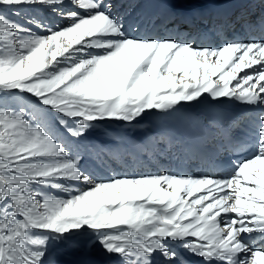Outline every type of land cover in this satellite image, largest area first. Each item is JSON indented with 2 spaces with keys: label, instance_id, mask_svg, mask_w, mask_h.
Returning <instances> with one entry per match:
<instances>
[{
  "label": "snow or ice",
  "instance_id": "6c2138e0",
  "mask_svg": "<svg viewBox=\"0 0 264 264\" xmlns=\"http://www.w3.org/2000/svg\"><path fill=\"white\" fill-rule=\"evenodd\" d=\"M191 2L0 0V264H264V10L219 20L213 46ZM225 99L255 117L219 178L105 179L73 150L100 122Z\"/></svg>",
  "mask_w": 264,
  "mask_h": 264
},
{
  "label": "bare ground",
  "instance_id": "6f19581e",
  "mask_svg": "<svg viewBox=\"0 0 264 264\" xmlns=\"http://www.w3.org/2000/svg\"><path fill=\"white\" fill-rule=\"evenodd\" d=\"M115 2L117 7L114 12L123 14L127 6L121 7L118 0ZM253 9L254 14L258 15L264 10V4H261L260 0H193L183 11L197 17V31L207 33V39L200 42L215 46L221 41L212 35L211 30L219 20L250 15L253 14ZM137 11L163 14L165 9L162 4L146 2L141 4ZM38 15L46 20L59 19L47 12H40ZM201 15L206 17L204 23L199 21ZM20 22L23 23V20ZM147 34L169 35L162 27L150 29ZM220 35L223 38V33ZM254 117V112L246 110L243 105L234 101L206 100L194 107L185 106L166 118H160L157 114L142 120L140 133L130 138L126 137L127 132L126 134L119 131L113 135L117 141L116 136L119 134L118 141H114L116 143L110 145L111 147L104 148L99 142H91L89 145L90 141L83 139L78 146H73V150L85 155V166L89 171L105 179L114 175L153 174L164 171L179 175H211L219 178L224 174V167L235 160L231 153L247 139ZM228 138L232 139V144L225 151L222 145ZM88 147L94 148L92 154H89ZM101 147L105 150L102 151ZM81 258L79 253L60 257L66 264H74ZM90 258L97 261V264H110L108 258L102 255H93Z\"/></svg>",
  "mask_w": 264,
  "mask_h": 264
},
{
  "label": "rangeland",
  "instance_id": "374dc122",
  "mask_svg": "<svg viewBox=\"0 0 264 264\" xmlns=\"http://www.w3.org/2000/svg\"><path fill=\"white\" fill-rule=\"evenodd\" d=\"M140 122H139V124L134 123L132 126H129V125L125 124V123L122 124V122L121 123L100 122V123H98L96 125L95 128H93V129H91L89 131V133L85 136L84 140L90 141V144L89 145H91V142H93V143L94 142H99L101 145L105 146L104 148H106L107 146L108 147H111L112 144H114V143H116L118 141V135L119 134L116 136L117 141L115 140V138L113 137V135L116 134L119 131H122V133H126L127 132L128 134L127 133L126 134L128 136L126 135V137H129V138L132 135H138L140 133V131H141L140 129H141L142 121H140ZM136 124L138 126H136ZM138 127H140V128H138ZM134 130H135V132H134ZM137 137L138 136H136V138ZM114 141H116V142H114ZM104 148L101 147V150L102 151L105 150ZM93 151H94V148L93 147H88L89 154H92ZM83 156L85 157V155H83ZM93 156H95V155L93 154ZM91 160H93V157H91Z\"/></svg>",
  "mask_w": 264,
  "mask_h": 264
}]
</instances>
